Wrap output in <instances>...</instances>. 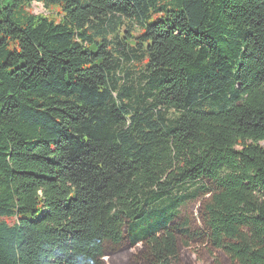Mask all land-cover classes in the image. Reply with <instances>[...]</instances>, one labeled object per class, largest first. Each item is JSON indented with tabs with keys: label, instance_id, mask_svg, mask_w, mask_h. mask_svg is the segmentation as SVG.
<instances>
[{
	"label": "trees",
	"instance_id": "1",
	"mask_svg": "<svg viewBox=\"0 0 264 264\" xmlns=\"http://www.w3.org/2000/svg\"><path fill=\"white\" fill-rule=\"evenodd\" d=\"M262 143L264 0H0V264H264Z\"/></svg>",
	"mask_w": 264,
	"mask_h": 264
},
{
	"label": "rangeland",
	"instance_id": "2",
	"mask_svg": "<svg viewBox=\"0 0 264 264\" xmlns=\"http://www.w3.org/2000/svg\"><path fill=\"white\" fill-rule=\"evenodd\" d=\"M30 10L35 15H45L49 17L58 18L59 13L57 9L46 10L45 6L41 3H33ZM133 63H123L121 66L120 75L124 77L125 81H128L129 85L138 84L141 77H143V71L140 68H135ZM264 147V143H262Z\"/></svg>",
	"mask_w": 264,
	"mask_h": 264
}]
</instances>
